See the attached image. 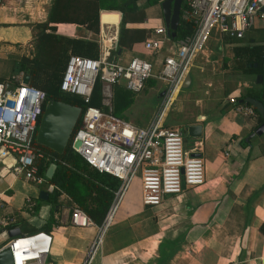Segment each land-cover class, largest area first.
<instances>
[{
    "label": "crops",
    "instance_id": "obj_1",
    "mask_svg": "<svg viewBox=\"0 0 264 264\" xmlns=\"http://www.w3.org/2000/svg\"><path fill=\"white\" fill-rule=\"evenodd\" d=\"M51 3L52 0H0V54L11 59L10 75L18 73L12 71L17 59L11 53L32 39L34 24L46 20ZM143 4L144 0H137V5ZM144 12L142 22L127 26L147 32L164 26L159 3L146 6ZM98 21L96 33L74 23H57L55 32L97 43L100 38L108 41L111 37L116 42L119 13L100 9ZM175 44L176 41L167 40L160 52L152 55L141 41L130 49H120L118 54L121 57L125 53L123 61L138 56L158 63L167 54L162 50L173 51ZM257 44H264V21L259 19L239 39L211 34L189 63V82L181 87L191 90L183 92L180 98L181 116L174 114L166 120L173 99L163 94L164 81L157 79L164 83L162 89L151 80L144 86L142 90L148 87L159 103L157 110L142 121L143 126L159 116L161 125L180 130L185 137L186 126H201L200 136H187L192 140L183 139V147L202 157L205 183L199 188L183 186L180 193L165 196L155 207L143 206L139 195L135 198L128 188L89 264H158V242L178 240L179 234L180 243L162 264H263L264 238L258 227L264 221V132L250 136L257 125L256 116L236 110L228 102L230 97L259 89L261 81H256L257 74L244 72L240 65L245 56L239 52L236 57L234 53L237 48ZM191 70H195L192 78ZM113 86L115 90L124 88L122 84ZM178 119H182V126L176 123ZM128 121L140 126L134 120ZM20 180L0 162V217H15V222L0 228V248L12 229L17 228L21 235L45 227L43 231L50 235L51 242L40 264H83L97 225L71 226L72 202L65 193H59L50 204L39 203L38 199L46 201L51 193L47 190L49 182L40 184V190L47 191V198L41 199L40 190L36 197L20 191ZM26 198H30L31 205Z\"/></svg>",
    "mask_w": 264,
    "mask_h": 264
},
{
    "label": "built area",
    "instance_id": "obj_2",
    "mask_svg": "<svg viewBox=\"0 0 264 264\" xmlns=\"http://www.w3.org/2000/svg\"><path fill=\"white\" fill-rule=\"evenodd\" d=\"M262 7L264 0H182L179 17L195 23L193 33L176 40V48L158 63L138 56H131L126 61L118 54L111 57L110 51L115 47V39L111 37L108 41L100 38L96 42L97 58L68 54L59 90L79 97L86 104L97 79L100 103L108 107L87 105L81 110L69 137V149L90 168L117 180V186L110 190L112 198L100 224H95L78 205L71 204V226L97 225L96 236L83 264L90 263L123 194L134 180H138L139 199L146 207L158 206L165 195L178 194L183 186L199 188L205 183L202 157L184 149L181 131L161 125L159 116L145 126H137L113 115L109 106L111 86L122 84L125 89L137 93L152 77L166 83L164 95L170 97L176 86L181 88L190 61L203 49L211 34L241 38L254 26L255 19L264 21ZM167 40L170 39L164 26L158 25L147 33L142 45L150 54L156 55ZM23 75L20 71L0 82V162L15 177L40 185L48 182L38 172L40 160L61 164L64 161L34 141L45 94L29 83L23 84ZM228 102L234 109L255 116V110L249 104L237 102L234 97ZM75 142H78L77 146H74ZM54 189L53 184H47L48 191ZM26 203L32 204L30 198H26ZM13 222V215H3L0 228ZM50 242L48 233L36 231L8 238L0 250L8 248L11 264H40L49 252Z\"/></svg>",
    "mask_w": 264,
    "mask_h": 264
},
{
    "label": "trees",
    "instance_id": "obj_3",
    "mask_svg": "<svg viewBox=\"0 0 264 264\" xmlns=\"http://www.w3.org/2000/svg\"><path fill=\"white\" fill-rule=\"evenodd\" d=\"M160 1L144 0V4L139 6L137 0H52L46 20L34 24L36 31L30 56L23 55L13 61L12 71H21L28 75L29 85L43 91L45 101L48 99L61 100L78 106L81 110L87 105L105 109L100 103V82L97 79L93 83L89 101L86 104L79 97L59 90L68 54L97 58L98 44L92 40L58 34L55 32V24L74 23L96 33L99 27L98 11L100 9L118 12L117 38L115 47L110 51V56L114 57L120 49H130L133 44L144 40L148 33L147 30L128 27L127 24L142 22L145 18L144 8L160 3ZM194 27L195 23L192 20L179 18L175 36H169V39L176 41L188 37L193 33ZM239 52L245 56V61L240 63L244 72L259 74L261 82L257 92L241 94L235 99L239 102L246 96L253 97L262 103L264 109V44L240 47L234 53L238 55ZM149 79L145 81V85L150 81ZM132 93L134 92L125 88L115 90L113 87V96L116 99V105L111 109L113 115L121 117L120 111L132 101ZM255 116L258 125L263 118H260L256 112ZM68 142L62 154H56L44 147L55 157L64 161V164L53 161L56 168L50 179L44 177V172L51 160H40L39 162L38 172L56 187L48 195L47 200L53 201L59 193L63 192L72 203L84 210L95 224H100L111 200L110 190L117 186V180L90 168L78 154L69 149ZM44 228L39 231H43ZM258 230L264 238V221ZM179 236L178 240L164 241L161 239L158 242V264H162L166 256L177 248L182 238L180 234Z\"/></svg>",
    "mask_w": 264,
    "mask_h": 264
},
{
    "label": "water",
    "instance_id": "obj_4",
    "mask_svg": "<svg viewBox=\"0 0 264 264\" xmlns=\"http://www.w3.org/2000/svg\"><path fill=\"white\" fill-rule=\"evenodd\" d=\"M182 0H161L160 8L162 12V19L166 34L170 37L175 36V30L179 22V14ZM264 12V7L261 9ZM255 66V65H253ZM256 81H261V76L256 75ZM21 82L27 84L29 82L28 75L24 74ZM189 82V77L185 76L182 86H185ZM239 102L247 103L255 110L263 120L254 128L250 134H261L264 132V109L263 105L257 99L246 96ZM81 108L75 105H71L61 100L48 99L45 101L39 121L36 127L34 141L36 144L41 145L56 154H62L69 137L75 127V124L80 115ZM186 135L189 137L197 138L201 134V126L199 124H191L185 128ZM78 142L74 143L77 146ZM56 164L51 162L48 164L44 176L50 179ZM39 198L46 199L47 191L40 190ZM9 238L19 236V230L15 228L8 233ZM264 264V258L262 260ZM0 264H11L8 248L4 247L0 250Z\"/></svg>",
    "mask_w": 264,
    "mask_h": 264
},
{
    "label": "rangeland",
    "instance_id": "obj_5",
    "mask_svg": "<svg viewBox=\"0 0 264 264\" xmlns=\"http://www.w3.org/2000/svg\"><path fill=\"white\" fill-rule=\"evenodd\" d=\"M33 30H34V33H33L32 39L27 44H25L24 47L23 46H18V47L14 48V51L11 53L12 54L11 56H13L15 59L18 60L23 55L28 56V57L30 56V54L32 52V48H33L34 34H35L36 29L33 28ZM64 30H67V29H64ZM172 47H173V44H172ZM162 51L169 53V50L167 51L166 49H163ZM124 54L125 53L122 52L121 53V57L118 54V56L120 57L121 60H122V56H124ZM128 54L130 55V53H128ZM4 55H6V54H0V77L2 78L0 80H6V79L8 80V78H10V76H11L10 75L11 73L9 72L10 65H11V62H10L11 59L2 58L1 56H4ZM14 61H16V60H14ZM190 74H191V78H192L194 76V74H195V70H193V71L191 70ZM225 78H227V76H225ZM149 80H151V82L154 81L153 82L154 85H157V87H159V89H162L165 86L163 82L158 81L157 79L155 80L152 77H150ZM113 87L114 86L112 85L111 86V95H110V98H109L110 109L114 108V106L116 105V99L113 96ZM190 90H191V88L187 89L186 87H181L177 91V93L174 96L173 100L170 102L171 105L168 107V110H167V113H166L167 114L166 120H168L174 114L181 116V112H180V110H178V106L180 105V98L182 97L183 92L190 91ZM165 93H166V89L163 91V94H165ZM131 95H132V99H133L132 103L131 104L129 103L127 105V109L125 108L126 110L123 109V110L120 111V116L123 119L127 120V121L128 120H131V121L134 120L137 124H139L140 126H143L142 125V123H143L142 121H144V122L146 121V116L149 115L151 111L157 110V105H158L159 102L155 99L154 95L149 91L148 87H145L144 90H141V91H139V92H137L135 94L132 93ZM104 108L107 109L108 107L104 106ZM176 123L178 124V126H180V125L182 126V124H183L182 119L176 120ZM182 138L185 139L186 142H191V140H192V139L187 138V136L185 137L183 135H182ZM20 179L21 180L18 181L19 183H21L23 181V184L20 187V189H21L20 191H23L26 195H31L32 197H36L37 194H38V191L40 190V187L42 185H39V186L36 185V187H39V188H35L34 187L35 184L27 183L21 177H20ZM19 183H18V185H19ZM30 184H32L33 186H31ZM129 189H130V192H132L131 194L134 193V196L136 198V196L139 195L138 180H134L132 182V184L130 185ZM165 196L168 197L170 195H165ZM38 202L39 203L46 202L47 204L51 203L50 200L41 201L39 199H38Z\"/></svg>",
    "mask_w": 264,
    "mask_h": 264
},
{
    "label": "bare ground",
    "instance_id": "obj_6",
    "mask_svg": "<svg viewBox=\"0 0 264 264\" xmlns=\"http://www.w3.org/2000/svg\"><path fill=\"white\" fill-rule=\"evenodd\" d=\"M178 90H179V88H178V86H176V87L174 88V90L172 91V93L170 94L169 100L174 98V96L176 95V93H177ZM128 188H129V187H128ZM127 190H128V189H127ZM127 190L125 191V193L123 194L122 197H124V195L126 194ZM120 201H121V200H120ZM119 203H120V202H119ZM118 205H119V204H118ZM117 208H118V207H117Z\"/></svg>",
    "mask_w": 264,
    "mask_h": 264
}]
</instances>
